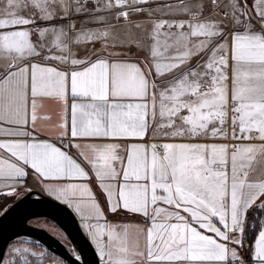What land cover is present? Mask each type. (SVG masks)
I'll list each match as a JSON object with an SVG mask.
<instances>
[{"label":"snow or ice","instance_id":"6c2138e0","mask_svg":"<svg viewBox=\"0 0 264 264\" xmlns=\"http://www.w3.org/2000/svg\"><path fill=\"white\" fill-rule=\"evenodd\" d=\"M40 203L76 264H264V0H0V228Z\"/></svg>","mask_w":264,"mask_h":264},{"label":"water","instance_id":"95a60500","mask_svg":"<svg viewBox=\"0 0 264 264\" xmlns=\"http://www.w3.org/2000/svg\"><path fill=\"white\" fill-rule=\"evenodd\" d=\"M44 199L47 200L48 198L45 197ZM32 200L35 201V197ZM26 214L31 216V219L27 222L24 221L23 215H18L8 228H0V249H3L4 243L9 236H14L15 233L19 232L20 236H17L16 240L25 238L41 243L59 258L67 261L68 264H76L72 253L61 239L57 238L47 229L31 224V221L36 219H49L64 231L72 247H75L78 252L81 248L84 249L88 262L93 260L91 249L88 247L78 226L79 222L69 210L63 209V206H60V210H57L52 208L50 204L40 203L30 205L29 211Z\"/></svg>","mask_w":264,"mask_h":264},{"label":"rangeland","instance_id":"374dc122","mask_svg":"<svg viewBox=\"0 0 264 264\" xmlns=\"http://www.w3.org/2000/svg\"><path fill=\"white\" fill-rule=\"evenodd\" d=\"M31 222L34 226L45 228L49 232H52L50 231L49 226H55L58 231H62L64 233V231L58 225H56L54 222H52L49 219H36ZM64 235L66 236L65 233ZM55 236L61 239L62 241L67 242L68 244L71 243L67 236H66L67 240L60 238L58 235H55ZM17 242L23 244L24 246L30 247L32 250L36 251L38 254L43 253V264H55V261L57 260V258H59L56 254H54L52 251H50L47 247H45L41 243L34 242V241H31L25 238H20L17 240ZM59 259L62 260L61 258ZM34 264H40V261H34Z\"/></svg>","mask_w":264,"mask_h":264},{"label":"bare ground","instance_id":"6f19581e","mask_svg":"<svg viewBox=\"0 0 264 264\" xmlns=\"http://www.w3.org/2000/svg\"><path fill=\"white\" fill-rule=\"evenodd\" d=\"M64 243H65V245L67 246L68 249H69L70 246L72 247L71 243L70 244H68L67 242H64Z\"/></svg>","mask_w":264,"mask_h":264},{"label":"trees","instance_id":"16d2710c","mask_svg":"<svg viewBox=\"0 0 264 264\" xmlns=\"http://www.w3.org/2000/svg\"><path fill=\"white\" fill-rule=\"evenodd\" d=\"M31 224H32V222H31ZM52 233V232H51Z\"/></svg>","mask_w":264,"mask_h":264}]
</instances>
